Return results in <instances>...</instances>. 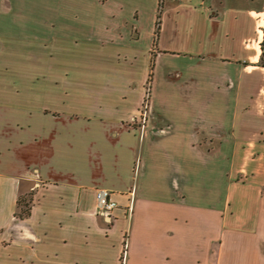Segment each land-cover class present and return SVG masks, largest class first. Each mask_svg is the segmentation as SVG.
Wrapping results in <instances>:
<instances>
[{"label": "crops", "instance_id": "crops-1", "mask_svg": "<svg viewBox=\"0 0 264 264\" xmlns=\"http://www.w3.org/2000/svg\"><path fill=\"white\" fill-rule=\"evenodd\" d=\"M253 1L0 0V264H264Z\"/></svg>", "mask_w": 264, "mask_h": 264}, {"label": "rangeland", "instance_id": "rangeland-1", "mask_svg": "<svg viewBox=\"0 0 264 264\" xmlns=\"http://www.w3.org/2000/svg\"><path fill=\"white\" fill-rule=\"evenodd\" d=\"M40 1H41L40 5L42 7L45 4H47V3H45V1H47V0H40ZM80 1H82V0H80ZM84 5H85V3H84ZM250 5L255 6L258 10H262V7L264 6V0H254L253 3L250 2ZM165 8H166L165 5H163V11H164ZM261 14L262 13H259V14H256L255 15V17L258 18V22L259 23H260V20H261ZM64 16H65L64 14H60V13H57V14H54V13L49 14L46 9H43L42 8V13L40 15H35V17L38 18L39 21H40V23H41L40 24V30L39 29H36V30L39 31V33H41V37H44V36H47L48 37V36L52 35L53 33H55L56 31L60 32L58 29L56 30L55 28H52L51 27V24H49V23L52 22V21H54L55 19H57L58 22L61 21V20H64V19H62ZM105 16H106V14H105ZM101 20L104 21V17H101ZM65 26H67V25L66 24L65 25H59V28L62 29V30H64V32L65 31H68L65 28ZM83 26L87 27L86 24H84ZM257 26H258V23H257ZM78 27H77L78 29H75V32H77V33L82 32L83 29H85V27H81V25H79ZM143 42H146V37L145 36H143ZM152 87H153L154 90L160 91V87H161L160 79H158V78L155 77L154 78V81H153V84H152ZM146 88H147V92H148L149 91L148 90L149 87L147 85H146ZM145 100H146V98H145Z\"/></svg>", "mask_w": 264, "mask_h": 264}, {"label": "trees", "instance_id": "trees-1", "mask_svg": "<svg viewBox=\"0 0 264 264\" xmlns=\"http://www.w3.org/2000/svg\"><path fill=\"white\" fill-rule=\"evenodd\" d=\"M161 10H162V3L161 0L159 2L158 5V12H157V17H156V23H155V32H154V42H153V46H155L156 41H157V37L159 34V29H160V16H161ZM262 31V39L259 43V49H260V54H259V59L257 62V66L260 68H264V24L261 28ZM150 73L148 75L147 81H146V85L149 87V91L147 92L148 95L150 94V87H151V82H152V69H153V64H151L150 66ZM149 101V97L148 99L144 100V103ZM30 195H26L23 197H19L18 201H17V205L18 208L20 210L18 216L19 218H26L29 215V203H30Z\"/></svg>", "mask_w": 264, "mask_h": 264}, {"label": "built area", "instance_id": "built-area-1", "mask_svg": "<svg viewBox=\"0 0 264 264\" xmlns=\"http://www.w3.org/2000/svg\"><path fill=\"white\" fill-rule=\"evenodd\" d=\"M149 95L147 94L146 99ZM148 101L145 102L140 110L138 118L133 119L134 122H138L141 129L144 128L147 118ZM96 209L98 213L105 218H110L111 214L116 210L119 205L112 199L111 192L106 189H98L96 191Z\"/></svg>", "mask_w": 264, "mask_h": 264}, {"label": "bare ground", "instance_id": "bare-ground-1", "mask_svg": "<svg viewBox=\"0 0 264 264\" xmlns=\"http://www.w3.org/2000/svg\"><path fill=\"white\" fill-rule=\"evenodd\" d=\"M263 24H264V12L261 14V20H260V23H259V39L260 40L262 39V31H261V28H262Z\"/></svg>", "mask_w": 264, "mask_h": 264}]
</instances>
